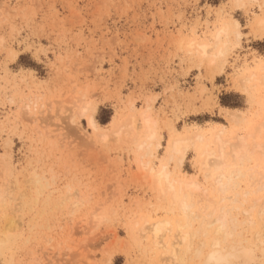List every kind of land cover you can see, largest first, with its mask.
<instances>
[{
  "label": "rangeland",
  "instance_id": "374dc122",
  "mask_svg": "<svg viewBox=\"0 0 264 264\" xmlns=\"http://www.w3.org/2000/svg\"><path fill=\"white\" fill-rule=\"evenodd\" d=\"M258 18L264 0H0V264H203L215 240L250 242L230 264H264ZM177 138L189 143L180 163ZM203 146L224 180L242 172L223 194L214 167L200 168ZM162 166L169 181L197 183L184 189L187 216L176 189L162 177L157 187Z\"/></svg>",
  "mask_w": 264,
  "mask_h": 264
},
{
  "label": "bare ground",
  "instance_id": "6f19581e",
  "mask_svg": "<svg viewBox=\"0 0 264 264\" xmlns=\"http://www.w3.org/2000/svg\"><path fill=\"white\" fill-rule=\"evenodd\" d=\"M237 24H238V22L236 20L233 21V25L237 26ZM228 28H229V24L223 23L215 33V40H217L220 35L226 34L228 31ZM253 30H254V32L258 33L260 36L264 35V18L256 19V21L253 25ZM233 33L235 34V37L239 36V32L236 29L233 31ZM199 46L202 48V51L204 53V47L206 45L201 43V44H199ZM223 53H224V50L219 51L220 55H223ZM248 80L249 79L246 78V81H248ZM233 110H235V109H233ZM233 110H231V111H233ZM230 117H231L230 118L231 121H235L236 115L232 114V116H230ZM87 121H88L89 127L91 126V128L93 127V129H94L95 124L93 122L92 114L88 115ZM116 130H118V129H116ZM116 132H115V134H116ZM217 132L215 135H213L214 136L213 139L216 142H220V140H221L220 135H219L220 132H218V133ZM102 138H104V137H102ZM245 138H246V136H237V140H238L237 143L238 144H237V146H234V148H233V157L236 158L239 161V163H242L244 160H248V158H250V156H249L250 153L248 151H246V147L244 145ZM185 140L177 138V139H174L170 142V145H169L170 154L169 155L175 156L177 163H180L181 159H183L185 152H186V148L189 144L187 142V139H185ZM214 154L215 153L212 150L208 149V147L203 146V148L199 152V155L201 156L200 168L202 170L206 171L211 166L214 167L213 169H211V170H213L212 171V177H211L212 181H213V185L217 191H219L221 194H223L229 188L232 187V185L231 186L229 185V183L233 180L232 178L237 177L238 175L242 174V172L240 170H234V171L230 172L228 174V176L226 177V179L224 180V174H223L222 170H220L221 167L216 166L215 163L212 162V160H213L212 156H214ZM216 156L217 157L222 156L221 147H220V152ZM205 174H206V172H205ZM156 175H157V181H156L157 187L158 186L161 187V183L159 182V179L162 177L168 183L166 186L167 190L176 189V191L173 193V196H178L180 198L179 210L183 213L184 216H187L190 213V208L192 207V203L187 199V194H186V191H184V189L189 191V192L192 190H197L198 189L197 183L194 182L193 180H188V181L179 180V181H177V183L169 181L167 178L168 175H167V172L165 170V166H162L157 171ZM174 184H176L177 186H175ZM231 184H233V183H231ZM162 189L164 190L165 188H163V186H162ZM162 189H161V191H162ZM163 192H165V191H163ZM163 192H161V193H163ZM260 213H261V211H259L258 214H260ZM213 222H215V225H217L215 232L217 233V235L221 233V235H223V238H224L223 241L225 242L227 237L229 238L231 236L230 235L231 232L229 233L228 231H226L229 233V236L228 235L226 236V234L224 233V230H226L225 229L226 219H225L224 214L221 213V214L216 215V217H213ZM178 224L179 223L175 224V226H178ZM168 225H169V221L166 219L156 220V221L149 224L148 228L150 230L149 233L150 234L152 233L151 234L152 237L150 236L151 240L153 239L152 243L153 242L159 243L162 241L161 238L163 237V234L166 231ZM177 228L178 227H176V230H178ZM257 234L258 233H256V235L255 234L254 235L257 237ZM234 243L237 245H234ZM234 243L232 241L231 245H229L230 243L228 242L226 247H221L219 240H215L212 244H210L211 245L210 250L205 254L203 264H230V259L234 254H238V256H240L241 259L242 258L248 259L250 254H251L250 242L245 240V243H242L241 241H239V243H237V241ZM175 244H177V242H175ZM171 245H173V244H171ZM169 248L168 249H169L170 256L176 257V251L177 250L175 251V248L172 246H169ZM164 249L166 250V248H164Z\"/></svg>",
  "mask_w": 264,
  "mask_h": 264
},
{
  "label": "trees",
  "instance_id": "16d2710c",
  "mask_svg": "<svg viewBox=\"0 0 264 264\" xmlns=\"http://www.w3.org/2000/svg\"><path fill=\"white\" fill-rule=\"evenodd\" d=\"M224 105H228L227 103L223 102Z\"/></svg>",
  "mask_w": 264,
  "mask_h": 264
}]
</instances>
